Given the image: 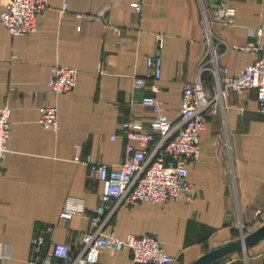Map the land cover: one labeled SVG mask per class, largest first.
I'll list each match as a JSON object with an SVG mask.
<instances>
[{"label":"crops","instance_id":"obj_1","mask_svg":"<svg viewBox=\"0 0 264 264\" xmlns=\"http://www.w3.org/2000/svg\"><path fill=\"white\" fill-rule=\"evenodd\" d=\"M135 1L142 2L140 11ZM219 1L49 0L33 32L13 35L0 21V107H12L11 150L0 161V248L10 255L0 264H28L38 234L48 244L75 243L92 227L84 215L60 217L69 195L84 198L94 214L103 189L75 155L122 163L128 142L124 124L136 120L149 126L154 115L143 103L145 95H156L169 118L179 119L184 83L195 82L209 58V34L218 62L230 73L257 58L240 46L264 42V0H228L237 8L234 24L211 20ZM6 2L0 0V14ZM261 27L262 35L252 33ZM152 54L164 57L158 80L146 76ZM57 64L79 69L76 87L60 96L49 85ZM137 76L146 77L145 86H135ZM202 78L213 96L214 73L206 70ZM44 104L58 107V131L40 123ZM223 105L209 111L201 157L189 163L194 200L120 206L109 229L121 237L152 233L179 257L176 264H189L264 223V114L254 90L232 91ZM99 264L153 263L135 261L130 249H106ZM214 264H264V239Z\"/></svg>","mask_w":264,"mask_h":264},{"label":"built area","instance_id":"obj_2","mask_svg":"<svg viewBox=\"0 0 264 264\" xmlns=\"http://www.w3.org/2000/svg\"><path fill=\"white\" fill-rule=\"evenodd\" d=\"M133 5L139 11L142 9L140 1H135ZM47 7L49 0H7L0 21L13 35L33 32L38 28V15ZM67 7L66 1L63 8ZM210 18L234 24L237 21V8L228 0H220ZM251 31L263 34L262 27ZM240 50L254 52L257 58L238 73H230L227 66L218 62L217 45L209 34V58L201 63L197 80L184 83L179 119L169 118L156 95H145L143 103L152 108L154 115L149 126L136 120L124 124L128 142L124 161L119 165L94 162L90 158H82L80 154L75 155L77 161L88 164L96 173L103 189L94 214L89 213L84 198L69 195L60 217L72 219L84 215L90 219L92 227L84 231L75 243L53 241L48 244L43 234L34 236V252L28 264H99L100 255L106 249L115 252L130 249L133 259L142 263H177L179 257L169 253L164 241L156 235L129 232L126 237H121L108 225L120 206L132 207L142 201L168 204L174 200H194L195 187L189 179V163L201 157V133L207 127L209 111L223 110V99L230 92L254 90L258 110L264 114V42L248 41L240 46ZM163 65L164 57L161 54L149 55L146 76L161 79ZM206 70L212 71L217 80L213 96H209L205 90L202 75ZM78 74L79 69L74 66H53L49 80L52 94L60 96L74 89ZM146 82L144 76L135 78L136 87H143ZM153 90L158 91L159 87L153 85ZM11 112V105L0 107V161L11 150ZM39 120L47 129L58 131L61 127L59 109L54 104L40 106ZM240 227L244 228V224L240 223ZM9 255V251L0 248V258Z\"/></svg>","mask_w":264,"mask_h":264},{"label":"water","instance_id":"obj_3","mask_svg":"<svg viewBox=\"0 0 264 264\" xmlns=\"http://www.w3.org/2000/svg\"><path fill=\"white\" fill-rule=\"evenodd\" d=\"M264 239V223L251 232L242 234L224 244L208 249L189 264H214L239 250H245Z\"/></svg>","mask_w":264,"mask_h":264},{"label":"rangeland","instance_id":"obj_4","mask_svg":"<svg viewBox=\"0 0 264 264\" xmlns=\"http://www.w3.org/2000/svg\"><path fill=\"white\" fill-rule=\"evenodd\" d=\"M241 234H242V233H241ZM246 249H247V248H246ZM246 249H245V250H246ZM242 251H244V250H242Z\"/></svg>","mask_w":264,"mask_h":264}]
</instances>
